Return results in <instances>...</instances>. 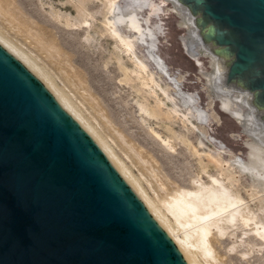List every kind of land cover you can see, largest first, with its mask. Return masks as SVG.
Listing matches in <instances>:
<instances>
[{
	"label": "water",
	"instance_id": "obj_1",
	"mask_svg": "<svg viewBox=\"0 0 264 264\" xmlns=\"http://www.w3.org/2000/svg\"><path fill=\"white\" fill-rule=\"evenodd\" d=\"M216 59L214 107L264 149V0H167ZM0 264H193L97 136L0 39Z\"/></svg>",
	"mask_w": 264,
	"mask_h": 264
},
{
	"label": "rangeland",
	"instance_id": "obj_2",
	"mask_svg": "<svg viewBox=\"0 0 264 264\" xmlns=\"http://www.w3.org/2000/svg\"><path fill=\"white\" fill-rule=\"evenodd\" d=\"M75 4L73 0H0V33L50 73L86 119L105 136L151 198L160 203L178 189L191 188L196 174L205 176L189 143L193 135L181 120L176 123L168 120L164 114L166 109L163 112L156 110L159 118L145 117L139 105L150 104L148 106L152 107L149 108L156 109L154 96L150 90L147 92L150 88L143 86L135 74H132V80H127L126 71L133 65L127 57L124 62L118 60L114 43L99 36L97 27L103 28L102 16L99 15L95 22L97 27L66 28L61 16L68 13L73 18L79 17ZM120 4L127 13L142 9L139 14L150 19V27L156 30L155 51L164 63L165 72L150 62L148 45L137 43V51L163 87L177 79L181 90L194 97V101L185 104L181 94L174 93L180 110L188 112L189 105L195 104L204 111L208 125L201 129L209 133L212 144L200 146L201 149L214 156L219 150L227 159L235 155L250 166L254 153L262 146L241 121L214 107L208 81V76L213 75L214 61L198 47L195 55L190 52L193 31L187 27L183 16L167 0H121ZM87 6L92 12L103 11L99 5V8L94 4ZM53 13L62 15L57 14L54 19ZM193 116L198 123L196 110H193ZM168 127L174 129L176 137ZM201 129L195 128L197 136L204 138L205 132ZM154 131L168 138L170 144L162 142ZM244 197L249 200L248 195ZM259 198L262 200L257 199L253 205L255 208L252 206L258 213V209L264 207V197ZM230 239L227 244L233 243L236 237ZM229 249L226 248V252ZM240 249H243L242 244ZM237 256L232 263L264 264V254L258 256L259 259L253 257L250 262L241 260V253ZM224 258H227L225 254L221 260ZM213 264H220V259Z\"/></svg>",
	"mask_w": 264,
	"mask_h": 264
},
{
	"label": "bare ground",
	"instance_id": "obj_3",
	"mask_svg": "<svg viewBox=\"0 0 264 264\" xmlns=\"http://www.w3.org/2000/svg\"><path fill=\"white\" fill-rule=\"evenodd\" d=\"M73 2L76 3V7H74L79 17L73 18L68 13L64 15L61 13L62 16L57 14L64 17L66 28L68 26L71 28L77 27L79 29L97 27L96 23L98 21V16H102L103 28L97 27L99 29V36L114 43V48L119 55L118 60L121 59V62L122 60L124 62L125 57H127L129 62H131L130 64L133 65V68L131 67L132 69L127 67V80H132V74H135L138 79H141V84L143 86L150 88L147 89V92L150 90V94L154 96L153 99H155L156 109L149 108L152 107L148 106L150 104L146 105L140 103L139 105L141 110L146 114H144L145 117L159 118L156 110L163 112L166 109L164 114H166L168 120L173 123L181 120L193 135L189 143L192 146L193 155L199 158L200 165H197H199L201 173H204L205 176L196 174L197 176L192 179L191 188L186 190L178 189L169 199L160 203L151 198L145 188L142 187L138 177L133 174L129 166L127 167V164H125L126 162L116 154L114 148H112V145H110L105 136L98 131L96 126L90 123L91 121L86 119V116L83 115L79 107L72 101L69 95L57 85L50 73L43 67H40L30 54L16 47L17 45L15 46L10 39H7L1 33L0 39L26 60V62L97 136L177 240L193 264H204V262L213 264V261H218L219 259L220 264H240L238 262L232 263L233 259L239 253H241L240 259L246 262H250L253 257L255 259V257L258 258V256L264 254V207L260 206L261 208L258 209L260 213H258L254 210L255 207L253 206L257 199H260L259 197H264L263 147L254 153L253 156L256 159L253 158L251 165L249 164L250 166H247L242 158H238L235 155H230L227 159L225 153L219 150L217 156H214L210 152H207L206 149H201L200 146H210V144H212V141L209 140V133L202 130L206 129L208 125V119L204 111L198 109L194 104L193 106L189 105L190 108H188V112H182L177 104L174 93L178 95L181 94V99L185 104H190L194 101V97L185 94L180 88L181 85H178L177 79L173 77H171V79H175V81H171L169 86L163 87L156 75L151 71L150 65L138 54L137 43L144 46L148 45L150 62L155 65L156 68H160L165 72L164 63L162 64L161 58L155 51L156 30L150 27L149 18H143L139 14L142 9L131 10V12L127 13L120 4L121 0H73ZM89 4L102 6L103 8L101 9H103V11L101 10V12L95 9L96 11L93 10L92 12L87 6ZM152 6L155 5L152 4ZM56 15L54 14V19ZM62 23L63 22H61V24ZM186 23L187 27L193 31L189 46L190 52L194 54L198 47L200 51L204 52L205 56L213 59L215 65V57L187 21ZM211 79L212 75H209V87L212 91ZM152 95H150V97ZM193 110H196L198 123L194 121ZM241 124L245 125L242 122ZM195 128H202L201 131L205 132V137H198ZM169 130L173 132L175 136L176 132L174 129L170 127ZM249 132L251 133L250 130ZM154 133L162 139V142L164 141L170 144L168 138H163L157 131H154ZM168 146L174 148L173 146ZM206 159L207 161H205ZM205 177H207V180H205ZM261 192L262 195H260ZM245 195L249 196L248 201L245 199ZM215 235H217V237H215ZM234 237H236L235 241L233 239V243L230 242L231 244H227L229 243L227 241L232 240L230 238ZM214 238H217V242ZM217 243H219V246H217ZM241 244L243 249L239 250ZM228 247H230V249L226 252L225 249ZM223 254H225L227 258L221 260ZM237 257H239V255Z\"/></svg>",
	"mask_w": 264,
	"mask_h": 264
}]
</instances>
